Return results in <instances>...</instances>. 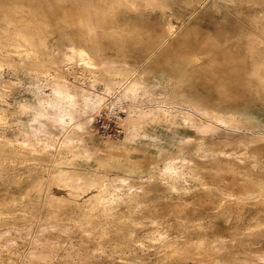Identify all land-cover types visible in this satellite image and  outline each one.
Wrapping results in <instances>:
<instances>
[{
  "label": "rangeland",
  "instance_id": "rangeland-1",
  "mask_svg": "<svg viewBox=\"0 0 264 264\" xmlns=\"http://www.w3.org/2000/svg\"><path fill=\"white\" fill-rule=\"evenodd\" d=\"M147 3L133 31L113 0H0V264H264V0Z\"/></svg>",
  "mask_w": 264,
  "mask_h": 264
},
{
  "label": "bare ground",
  "instance_id": "bare-ground-1",
  "mask_svg": "<svg viewBox=\"0 0 264 264\" xmlns=\"http://www.w3.org/2000/svg\"><path fill=\"white\" fill-rule=\"evenodd\" d=\"M151 40H152V39H151ZM174 40H175V39H174ZM152 41H153V40H152ZM155 41H157V40H155ZM158 41H159V40H158ZM219 46H220V45H219ZM219 46H218V47H219ZM69 47H70L71 50H72L73 57L75 56V57H78V58L80 57V58L84 59L86 62H88V64H87L88 66H89V65L94 66L93 64H96L94 57H93V56H92V55H91V54H90V53H89L84 47H81V46H74V45H70ZM220 56H221V55H220ZM220 56H219V57H220ZM223 56H224V55H223ZM78 58H77L76 60H78ZM82 59H81V60H82ZM226 59H227V58H226ZM226 59H225V60H226ZM79 60H80V59H79ZM218 60H219V58H218ZM223 60H224V58H223ZM233 60H234V59H233ZM233 60L231 59L230 61H233ZM176 61H177V60H176ZM221 61H222V60H221ZM221 61H220V62H221ZM86 62H85V63H86ZM220 62H219V63H220ZM89 63H91V64H89ZM230 63H231V62H230ZM224 65H225V64H224ZM220 66H221V65H220ZM89 67H90V66H89ZM180 69H181V67H180ZM222 75H223V74H222ZM215 76H216V75H215ZM224 76H225V75H224ZM221 79H223V78H221ZM199 81H200V80H199ZM227 81H228V80H227ZM136 84H137V83H133L132 85H130V86H131V90H133L132 92H133V94H134V97H136L135 95H137V93L139 92V87L136 86ZM125 85H126V84H125ZM116 87H117V86H116ZM214 87H215V86H214ZM173 88H174V87H173ZM118 91H119V90H118ZM56 92H57V94L59 95V102H58V105H60V106L62 107V106H63V103H62V102H67V104H68L69 107H70L68 112L66 111V108H65V111L60 110L61 108L59 109V112H57V116H58L59 119L61 120L60 122H63L65 114H68V115L70 116V118L72 119V121H73V120H76V119L79 117V113H78V112L83 113V111L88 110V109H87V108H89L88 103L83 104V105H80V102H77V101L74 100V95L70 94L66 89H57ZM126 92H127V91H126ZM132 92H131V93H132ZM223 92H224V91H223ZM79 94H80V93H79ZM92 95H93V94H92ZM132 96H133V95H132ZM84 97H85V96H84ZM84 97H83V98H84ZM87 97H88V96H87ZM134 97H133V98H134ZM134 99H135V98H134ZM87 100H90L93 104H94V102H95V101L93 102V98H92V96H91V97L89 96V97L87 98ZM237 100H238V99H237ZM79 101H80V100H79ZM83 101H85V100H83ZM98 101H99V100H98ZM98 101H97V102H98ZM240 103H242V102H240ZM102 105H103V104H102ZM239 105H240V104H239ZM162 106H163V105H162ZM240 106H241V105H240ZM100 109H101V107H100ZM78 110H79V111H78ZM64 112H65V114H64ZM42 113H43V112H42ZM204 113H205V112H204ZM208 113H209V112H208ZM83 115H84V113H83ZM89 118H90V117H89ZM89 118H88V119L86 118V120H82V121H80V122L78 121V122H77V125H76V124H75V125H76L77 127L79 126L81 129H85V130H87V129H89V125H88V123H90V122H89V121H90ZM92 118H93V117H92ZM219 120H220V119H219ZM76 121H77V120H76ZM65 122H66V121H65ZM73 122H75V121H73ZM226 125H227V124H226ZM88 131H89V130H88ZM90 133H91V132H90ZM135 137H136V136H135ZM63 138H64V137H63ZM250 139H251V138H250ZM203 143H204V142H203ZM227 155H228V154H227ZM231 156H232V155H231ZM182 162H183V161H182ZM189 162H190V161H189ZM253 163H254V162H253ZM172 164H173V163H172ZM182 164H183V163H182ZM191 164H192V163H191ZM191 164H190V165H191ZM170 165H171V164H170ZM190 165H189V166H190ZM250 166H251V165H250ZM250 166H249V167H250ZM169 167H170V166H169ZM228 167H229V166H228ZM178 168H179V167H178ZM215 168H216V167H215ZM169 169H172V167L169 168ZM251 169H252V168H251ZM224 170H225V169H224ZM228 170H229V169H228ZM173 171H174V169L172 170V173H173ZM237 171H238V169H237ZM221 172H222V171H221ZM169 173H170V172H169ZM174 173H175V172H174ZM190 174H191V173H190ZM199 174H201V173H199ZM203 174H204V173H203ZM177 175H178V174H177ZM195 175H197V174H195ZM201 175H202V174H201ZM204 175H205V174H204ZM204 175H203V176H204ZM254 175H255V174H254ZM186 176H187V175H186ZM224 176H225V175H224ZM224 176H223V177H224ZM227 176H228V175H227ZM237 176L240 177L239 175H237ZM211 177H212V176H211ZM230 177H231V176H230ZM232 177H233V176H232ZM235 177H236V176H235ZM197 178H198V177H197ZM203 178H204V177H203ZM203 178H202V179H203ZM208 178H209V177L207 176V178H205V179H208ZM218 178H219V177H218ZM221 178H222V177H221ZM190 179H191V178H190ZM199 179H200V178H199ZM199 179H198V180H199ZM240 179H241V178H240ZM208 180H209V179H208ZM214 180H216V179H214ZM230 180H231V179H230ZM233 180H234V179H233ZM260 180H261V179H260ZM131 181H132V180H131ZM203 181H204V180H203ZM262 181H263V179H262ZM191 182H192V181H191ZM194 182H195V181H194ZM194 182H193V183H194ZM211 182H212V181H211ZM234 182H237V181H234ZM245 182H246V181H245ZM187 183H188V182H187ZM195 183L197 184L198 181H196ZM205 183H206V182H205ZM174 184H175V183H174ZM199 184H200V183H199ZM201 184H202V183H201ZM215 184H217V183H215ZM231 184H232V183H231ZM249 184H250V183H249ZM202 185H203V184H202ZM219 185H221V184H219ZM222 185H223V184H222ZM229 185H230V183H229ZM252 185H253V184H252ZM152 186H153V185H152ZM152 186H151V187H152ZM223 186H224V185H223ZM232 186H233V185H232ZM138 187H139V186H138ZM148 187H150V186H148ZM203 187H205V186L203 185ZM211 187H212V186H211ZM214 187H215V186H214ZM224 187H225V186H224ZM234 187H235V186H234ZM240 187H241V186H240ZM126 188H127V187H126ZM126 188H125V189H126ZM133 188H134V187H133ZM152 188H153V187H152ZM159 188H162V186L159 187ZM159 188H157V189H159ZM174 188H175V190H176V187H174ZM200 188H201V187H200ZM207 188H208V187H207ZM217 188H218V187H217ZM219 188H220V187H219ZM230 188H231V187H230ZM238 188H239V187H238ZM135 189H136V188H135ZM135 189H134V190H135ZM162 189H163V188H162ZM194 189H195V188H194ZM205 189H206V188H205ZM208 189H209V188H208ZM208 189H207V190H208ZM235 189H237V188H235ZM235 189H234V190H235ZM120 190H122V189H120ZM168 190H171V189H168ZM177 190H178V189H177ZM187 190H188V188H187ZM197 190H199V189H197ZM200 190H201V189H200ZM214 190H216V189H214ZM217 190H218V189H217ZM220 190H221V189H220ZM237 190H238V189H237ZM243 190H244L245 192H247V194H249V193L259 192V191L263 190V188H261L260 186H250V185L248 186V185H247V187H244ZM243 190H242V191H243ZM129 191H130V190H129ZM135 191H136V190H135ZM147 191H148V190H147ZM178 191H180V190H178ZM178 191H177V192H178ZM189 191H190V190H189ZM189 191H188V192H189ZM171 192H173V191H171ZM206 192H207V191H206ZM208 192H210V189L208 190ZM222 192H224V191H222ZM235 192H236V191H235ZM263 192H264V191H263ZM123 193H124V192H123ZM128 193H130V192H128ZM136 193H137V192H136ZM144 193H145V191H144ZM178 193H179V192H178ZM190 193H192V192H190ZM261 193H262V192H261ZM142 194H143V193H142ZM187 194H188V193H187ZM214 194H215V193H214ZM228 194H229V193H228ZM230 194H231V193H230ZM245 194H246V193H245ZM137 195H139V194H137ZM191 195H192V194H191ZM239 195L241 196L240 193H239ZM243 195H244V194H243ZM254 195H255V194H254ZM131 196H132V194H131ZM139 196H140V195H139ZM221 196H222V195H221ZM221 196H220L219 198H221ZM226 196H227V195H226ZM251 196H252V195H251ZM261 196H262V195H261ZM121 197H122V196H121ZM132 197H133V196H132ZM157 197H158V196H157ZM184 197H185V196H184ZM209 197H210V196H209ZM158 198H159V197H158ZM161 198H162V197H161ZM164 198H165V197H164ZM170 198H171V197H170ZM182 198H183V197H182ZM219 198H217V199H219ZM232 198H233V197H232ZM237 198H238V197H237ZM253 198H254V197H253ZM262 198H263V197H261V199H262ZM114 199H115V198H114ZM114 199H113V200H114ZM126 199H127V198H126ZM171 199H172V198H171ZM217 199H216V200H217ZM239 199H240V198H239ZM241 199H242V198H241ZM120 200H121V199H120ZM123 200H124V199H123ZM127 200H128V199H127ZM154 200H155V199H154ZM167 200H169V199H167ZM247 200H248V199H246V201H247ZM251 200H252V199H251ZM258 200H259V199H258ZM114 201H115V200H114ZM116 201H117V200H116ZM155 201H156V200H155ZM179 201H180V200H179ZM181 201H182V199H181ZM229 201H230V200H229ZM231 201H232V200H231ZM243 201H244V200H243ZM252 201H253V200H252ZM254 201H255V200H254ZM124 202H125V200H124ZM156 202H157V201H156ZM158 202H159V201H158ZM169 202H170V201H169ZM219 202H220V201H219ZM256 202H257V201H256ZM154 203H155V202H154ZM164 203H165V202H164ZM186 203H187V202H186ZM195 203H197V202H195ZM195 203H194V204H195ZM198 203H199V202H198ZM200 203L203 204V203H205V202H202V201H201ZM200 203H199V204H200ZM206 203L208 204V202H206ZM206 203H205V205H206ZM228 203H229V202H228ZM110 204H111V203H110ZM114 204H115V202H114ZM114 204H113V205H114ZM179 204H180V203H179ZM226 204H227V203H226ZM230 204H231V202H230ZM232 204H233V206H234V203H232ZM245 204H247V203H245ZM253 204H254V203H253ZM160 205H161V203H160ZM181 205H182V204H181ZM187 205H188V204H187ZM217 205H218V204H217ZM217 205H216V206H217ZM222 205H223V204H222ZM170 206H171V205H170ZM177 206H178V204H177ZM177 206H176V207H177ZM179 206H180V205H179ZM193 206H194V205H193ZM209 206H210V205H209ZM211 206H212V205H211ZM228 206H229V205H228ZM235 206H236V205H235ZM188 207H189V206H188ZM198 207L201 208V206H198ZM212 207H213V206H212ZM222 207H223V206H222ZM242 207H243V206H242ZM247 207L249 208V207H253V206H250V205H249V206H247ZM263 207H264V206H263ZM152 208H153V207H152ZM154 208H155V207H154ZM191 208H192V207H191ZM205 208H206V206H205ZM227 208H229V207H227ZM234 208H235V207H234ZM234 208H233V210H234ZM237 208H238V207H237ZM248 208H247V209H248ZM255 208H256V207H255ZM257 208H258V207H257ZM147 209H148V208H147ZM163 209H164V208H163ZM163 209H162V210H163ZM201 209H202V208H201ZM220 209H221V208H220ZM250 209H251V208H250ZM259 209H260V208H259ZM174 210H175V209H174ZM177 210H178V209H177ZM190 210L192 211V209H190ZM190 210H189V211H190ZM193 210H194V209H193ZM196 210H197V209H196ZM208 210H210V209L208 208ZM216 210H217V209H216ZM216 210H215V211H216ZM235 210H236V208H235ZM238 210H239V209H238ZM238 210H237V211H238ZM152 211H153V209H152ZM155 211H156V210H155ZM158 211H160V210H158ZM164 211H165V210H164ZM168 211H169V210H168ZM178 211H179V210H178ZM189 211H188V212H189ZM191 211H190V213H191ZM194 211H195V210H194ZM237 211H236V212H237ZM245 211H246V210H245ZM247 211H248V210H247ZM254 211H255V209H254ZM148 212H150V211H148ZM211 212L213 213V211H211ZM238 212H239V211H238ZM248 212H249V211H248ZM250 212H251V211H250ZM250 212H249V213H250ZM144 213H145V212H144ZM144 213H143V214H144ZM190 213H189V214H190ZM193 213H195V212H193ZM219 213H220V212H219ZM221 213H222V212H221ZM225 213H226V212H225ZM149 214H150V213H149ZM154 214H156V213H154ZM160 214H161V212H160ZM243 214H244V213H243ZM145 215H146V214H145ZM158 215H159V214H158ZM162 215H163V214H162ZM211 215H212V214H211ZM238 215H239V214H238ZM254 215H255V214H254ZM261 215H263V214H261ZM182 216H183V215H182ZM191 216H192V215H191ZM243 216H244V215H243ZM252 216H253V215H252ZM263 216H264V215H263ZM107 217H108V216H107ZM154 217H155V216H154ZM168 217H169V216H168ZM171 217H172V216H171ZM173 217H174V216H173ZM175 217H176V216H175ZM179 217H180V216H179ZM179 217H178V218H179ZM183 217H184V216H183ZM245 217H246V216H245ZM161 218H162V217H161ZM169 218H170V217H169ZM237 218H238V217H237ZM242 218H244V217H242ZM253 218H254V217H253ZM255 218H256V217H255ZM259 218H260V217H259ZM263 218H264V217H263ZM41 219H42V218H41ZM176 219H177V218H176ZM195 219H196V218H195ZM235 219H236V218H235ZM240 219H241V218H240ZM244 219L247 220V218H244ZM261 219H262V218H261ZM162 220H163V219H162ZM172 220H173V219H172ZM181 220H182V219H181ZM196 220H197V219H196ZM196 220H195V221H196ZM198 220H199V219H198ZM237 221H238V220H237ZM239 221H240V220H239ZM245 222H247V221H245ZM250 222L252 223L251 220H249V222H247V223L250 224ZM255 222H256V221H255ZM107 223H109V222L107 221ZM110 223H111V222H110ZM164 223H165V222H163V225H165ZM166 223H167V222H166ZM199 223H200V222H199ZM199 223H198V224H199ZM114 224H115V223H114ZM172 224L174 225L175 223L173 222ZM196 224H197V223H196ZM198 224H197V225H198ZM203 224H204V223H203ZM205 224H206V223H205ZM205 224H204V225H205ZM240 224H241V222H240ZM244 224H245V223H244ZM253 224H254V223H252V225H253ZM150 225H151V224H150ZM152 226H153V225H152ZM154 226H155V225H154ZM248 226H249V225H247V227H248ZM98 227H99V229H100V226H98ZM102 227H103V226H102ZM105 227H106V226H105ZM107 227H108V226H107ZM111 227H112V226H111ZM177 227H178V226H177ZM177 227H176V228H177ZM211 227H212V226H211ZM211 227H209V228H211ZM234 227H235V226H234ZM249 227H250V226H249ZM113 228H114V227H113ZM169 228H170V227H169ZM176 228H175V229H176ZM241 228H242V227H241ZM245 228H246V227H245ZM252 228H253V227H252ZM106 229H107V228H106ZM170 229H171V228H170ZM170 229H169V230H170ZM175 229H174V230H175ZM178 229H179V228H178ZM243 229H244V227H243ZM91 230H92V229H91ZM101 230H102V229H101ZM110 230H111V229H110ZM144 230H145V229H144ZM154 230H155V229H154ZM171 230H172V229H171ZM181 230H183V229H181ZM181 230H180V231H181ZM209 230H210V229H209ZM230 230H231V228H230ZM235 230H236V229H235ZM237 230H238V229H237ZM244 230H245V229H244ZM249 230H250V229H249ZM253 230H254V229H253ZM104 231H105V230H104ZM108 231H109V229H108ZM191 231H192V234H193V230H191ZM203 231H204V230H203ZM205 231H206V229H205ZM215 231H216V230H215ZM215 231H214V232H215ZM239 231H240V230H239ZM90 232H91V231H90ZM97 232H98V231H97ZM101 232H102V231H101ZM115 232H116V231H115ZM117 232H118V231H117ZM174 232L176 233L177 231L175 230ZM174 232H173V233H174ZM198 232H199V231H198ZM200 232H201V231H200ZM212 232H213V231H212ZM212 232H211V233H212ZM232 232H235V231L233 230ZM241 232H242V231H241ZM85 233L87 234V232H85ZM102 233H103V232H102ZM102 233H101V234H102ZM111 233H112V232H111ZM169 233H171V232H169ZM175 233H174V234H175ZM182 233H183V231H182ZM209 233H210V232H209ZM235 233H236V232H235ZM89 234H90V233H89ZM124 234H125V233H124ZM156 234H157V233H156ZM174 234H173V235H174ZM176 234H177V233H176ZM184 234H186V233H184ZM201 234L203 235V233H201ZM218 234H219V233H218ZM90 235H91V234H90ZM92 235H96V234H93V233H92ZM105 235H107V233H106ZM126 235H127V234H126ZM147 235H148V234H147ZM158 235H162V234H161L160 232H158ZM158 235H157V237H158ZM166 235H167V234H166ZM173 235H172V236H173ZM194 235H196V234H194ZM83 236H85V235H83ZM99 236H100V235H99ZM119 236H120V235H118V237H119ZM179 236H180V233H179ZM181 236H182V235H181ZM183 236H184V235H183ZM196 236L198 237V235H196ZM203 236H204V235H203ZM93 237H94V236H93ZM97 237H98V236H97ZM116 237H117V236H116ZM121 237H122V236H121ZM132 237H133V236H132ZM145 237H146V236H145ZM155 237H156V236H155ZM170 237H171V236H170ZM204 237H205V236H204ZM207 237H208V236H207ZM224 237H226V236H224ZM229 237H230V236H229ZM39 238H40V237H39ZM51 238H52V237H51ZM87 238H88V237H87ZM102 238H103V237H102ZM105 238H106V237H105ZM108 238H109V237H108ZM110 238H111V237H110ZM135 238H137V237H135ZM147 238H149V237H147ZM227 238H228V237H227ZM227 238H226V239H227ZM42 239H43V238H42ZM47 239H49V238H47ZM53 239H54V238H53ZM65 239H66V238H65ZM99 239H100V238H99ZM106 239H107V238H106ZM118 239H119V238H118ZM118 239H117V240H118ZM149 239H150V238H149ZM166 239H167V237H166ZM168 239H169V238H168ZM195 239H196V238H195ZM198 239H199V237H198ZM60 240H61V239H60ZM87 240H88V239H87ZM96 240H97V239H96ZM101 240H102V239H101ZM135 240H137V239H135ZM158 240H159V239H158ZM162 240H163V239H162ZM164 240H165V239H164ZM228 240H229V239H228ZM35 241H36V240H35ZM85 241H86V239H85ZM85 241H84V242H85ZM90 241H91V240H90ZM121 241H122V240H121ZM121 241H120V242H121ZM160 241H161V240H160ZM45 242H46V241H45ZM56 242H57V241H56ZM88 242H89V241H88ZM111 242H112V241H111ZM136 242H137V241H136ZM142 242H143V241H142ZM192 242H193V241H192ZM199 242H200V239H199ZM108 243H109V241H108ZM122 243H123V242H122ZM145 243H146V242H145ZM148 243H149V242H148ZM156 243H158V242L156 241ZM156 243H155V244H156ZM159 243H160V242H159ZM208 243H209V242H208ZM113 244H114V243H113ZM137 244H138V243H137ZM153 244H154V243H153ZM66 245H67V244H66ZM109 245H110V244H109ZM120 245H121V244H120ZM122 245H123V244H122ZM140 245H141V243L139 244V246H140ZM148 245H149V244H148ZM151 245H152V244H151ZM157 245H158V244H157ZM105 246H106V245H105ZM113 246H114V245H113ZM116 246H118V245H116ZM116 246H114V248H115ZM135 246H136V245H135ZM154 246H155V245H153V247H154ZM98 247H99V246H98ZM111 247H112V246H111ZM111 247H110V248H111ZM119 247H121V246H119ZM133 247H134V246H132V248H133ZM143 247H144V245H143ZM157 247H158V246H157ZM8 248H9V247H8ZM66 248H67V247H66ZM66 248H65V249H66ZM121 248H122V247H121ZM123 248H124V247H123ZM125 248H126V247H125ZM132 248H131V249H132ZM207 248H208V247H207ZM213 248H214V247H213ZM111 249H112V248H111ZM111 249H110V250H111ZM117 249H118V248H117ZM137 249H139V248H137ZM143 249H144V248H143ZM208 249H209V248H208ZM208 249H207V250H208ZM34 250H35V249H34ZM63 250H64V249H63ZM99 250H100V249H99ZM119 250H120V249H119ZM135 250H136V249H135ZM135 250H134V251H135ZM140 250H141V247H140ZM7 251H8V250H7ZM57 251H58V250H57ZM57 251H55V252L57 253ZM68 251H70V250H68ZM71 251H72V250H71ZM84 251H85V249H84ZM102 251H103V249H102ZM120 251H122V249H121ZM129 251H130V250H129ZM131 251H132V250H131ZM134 251H132V252H134ZM58 252H59V251H58ZM86 252H87V251H86ZM112 252H114V251L112 250ZM123 252H124V251H123ZM193 252H194V251H193ZM74 253H75V252H74ZM81 253H82V252H81ZM81 253H80V254H81ZM92 253H93V252H92ZM92 253H91V254H92ZM128 253H129V252H128ZM63 254H64V253H63ZM75 254H76V253H75ZM77 254H78V253H77ZM83 254L85 255L86 253H83ZM87 254H88V253H87ZM91 254H89V255H91ZM116 254H117V253H116ZM121 254H122V253H121ZM133 254H134V253H133ZM133 254L131 253L132 256H134ZM137 254H138V253H137ZM210 254H211V253H210ZM58 255H59V254H58ZM103 255H104V253H103ZM119 255H120V254H119ZM127 255H130V253L127 254ZM138 255H139V254H138ZM62 256H63V255H62ZM76 256H77V255H76ZM79 256H80V255H79ZM86 256H87V255H86ZM97 256H98V255H97ZM136 256H137V255H136ZM192 256H193V255H192ZM212 256H213V255H212ZM63 257H65V255H64ZM91 257H92V255H91ZM106 257H107V255H106ZM106 257H105V258H106ZM113 257H114V256H113ZM57 258H59V257H57ZM70 258H71V257H70ZM74 258H75V256H74ZM78 258H79V257H78ZM93 258H94V257H93ZM95 258L100 259V257H99V258H98V257H95ZM101 258H103V257L101 256ZM105 258H104V259H105ZM119 258H122V257L119 256ZM125 258H126V257H125ZM53 259H54V258H53ZM83 259H85V258H83ZM83 259H81V260H83ZM111 259H112V258H111ZM58 260H59V259H58ZM72 260H73V259H72ZM74 260H75V259H74ZM74 260H73V261H74ZM112 260H114V258H113ZM133 260H135V259H133ZM133 260H132V261H133ZM94 261H95V260H94ZM114 261H115V260H114ZM136 261H137V260H136ZM138 261H139V260H138ZM95 262H96V261H95ZM98 263H99V262H98ZM98 263H97V264H98ZM112 263H113V262H112ZM104 264H105V263H104ZM108 264H109V263H108Z\"/></svg>",
  "mask_w": 264,
  "mask_h": 264
},
{
  "label": "crops",
  "instance_id": "crops-1",
  "mask_svg": "<svg viewBox=\"0 0 264 264\" xmlns=\"http://www.w3.org/2000/svg\"><path fill=\"white\" fill-rule=\"evenodd\" d=\"M147 1L148 0H113L116 19L119 20L123 18L124 25L129 24L132 27L131 29L133 31L134 29H139L138 26H134L133 23H135V21L137 22L138 19H141V17L143 16V13L147 11V6H148ZM153 17H155V15L151 12V16L149 18H153ZM133 36H136V35L133 34ZM137 36H140V35H137ZM86 50L90 54L92 53L91 50L89 49H86ZM103 63L108 64L110 67L109 69L116 70V73L120 72V67H123V64L120 62L119 59L105 60L103 61ZM128 68H127V71L129 70ZM115 264H131V263H129L128 261H123V262L119 261Z\"/></svg>",
  "mask_w": 264,
  "mask_h": 264
},
{
  "label": "built area",
  "instance_id": "built-area-1",
  "mask_svg": "<svg viewBox=\"0 0 264 264\" xmlns=\"http://www.w3.org/2000/svg\"><path fill=\"white\" fill-rule=\"evenodd\" d=\"M121 117L108 111L107 108H101L100 112L95 116L94 122L102 131H110L112 135H119L122 132L120 124Z\"/></svg>",
  "mask_w": 264,
  "mask_h": 264
}]
</instances>
